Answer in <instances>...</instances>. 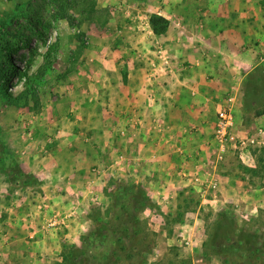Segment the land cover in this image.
Wrapping results in <instances>:
<instances>
[{"label":"rangeland","instance_id":"obj_1","mask_svg":"<svg viewBox=\"0 0 264 264\" xmlns=\"http://www.w3.org/2000/svg\"><path fill=\"white\" fill-rule=\"evenodd\" d=\"M165 2L0 0V264H264V98L244 102L264 47L225 92L236 122L226 151L212 136L200 164L192 154L175 169L101 136L95 151L93 37L144 33ZM220 214L262 251L215 246Z\"/></svg>","mask_w":264,"mask_h":264},{"label":"crops","instance_id":"obj_2","mask_svg":"<svg viewBox=\"0 0 264 264\" xmlns=\"http://www.w3.org/2000/svg\"><path fill=\"white\" fill-rule=\"evenodd\" d=\"M165 4L157 14L169 22L164 34L149 23L144 33L125 31L115 42L93 37V137L106 138L105 147L144 152L141 164L153 153L157 165L175 169L192 154L201 163L194 153L205 154L212 141L225 92L264 47V0ZM166 56L171 65L162 67ZM99 146L95 151H103Z\"/></svg>","mask_w":264,"mask_h":264},{"label":"trees","instance_id":"obj_3","mask_svg":"<svg viewBox=\"0 0 264 264\" xmlns=\"http://www.w3.org/2000/svg\"><path fill=\"white\" fill-rule=\"evenodd\" d=\"M150 25L152 30L155 34L161 35L166 33L169 28V22L164 17L159 16L157 14L152 15L150 18ZM11 57V50L8 52ZM264 73V68L262 69ZM16 74L12 72L9 77L15 76ZM264 81V76H258L254 78L251 76L246 80L244 84V102L247 107H253L254 105H262L264 98V88L261 92L255 93L254 87L258 85L259 82ZM263 112H259V114H263ZM221 217V218H220ZM216 229L214 230V235L212 236V243L214 245H219L220 243L224 242L225 240H235L238 239L239 242L243 243V245L254 248L255 251H262V248H259V237L256 234H252L246 231H241L236 229L235 222L233 221L232 217H226V214H220L219 220L217 222ZM258 246V247H257Z\"/></svg>","mask_w":264,"mask_h":264},{"label":"built area","instance_id":"obj_4","mask_svg":"<svg viewBox=\"0 0 264 264\" xmlns=\"http://www.w3.org/2000/svg\"><path fill=\"white\" fill-rule=\"evenodd\" d=\"M165 63H168V59L165 58ZM154 69H159L157 65H153ZM235 99L233 97L228 99V104L223 105L217 112V123L214 127V139L217 141V143L220 146L221 152L226 151V147L228 144H231L235 141L234 136V128H235V117L233 114V103ZM255 141L252 139L250 143H254ZM243 146L246 144L244 142ZM241 149L242 146H240ZM243 157V156H242ZM252 156L250 155H244V161L245 159H251ZM249 161V160H247ZM216 186H213L215 188Z\"/></svg>","mask_w":264,"mask_h":264}]
</instances>
